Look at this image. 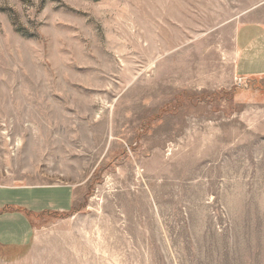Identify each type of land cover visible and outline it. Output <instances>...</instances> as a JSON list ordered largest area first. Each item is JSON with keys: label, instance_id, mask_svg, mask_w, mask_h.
Here are the masks:
<instances>
[{"label": "rangeland", "instance_id": "374dc122", "mask_svg": "<svg viewBox=\"0 0 264 264\" xmlns=\"http://www.w3.org/2000/svg\"><path fill=\"white\" fill-rule=\"evenodd\" d=\"M261 2L0 0V264H264Z\"/></svg>", "mask_w": 264, "mask_h": 264}, {"label": "crops", "instance_id": "0c3cea01", "mask_svg": "<svg viewBox=\"0 0 264 264\" xmlns=\"http://www.w3.org/2000/svg\"><path fill=\"white\" fill-rule=\"evenodd\" d=\"M244 14L245 19L237 24L234 31L233 72L237 79L247 82L251 79H264V2ZM25 192L0 189V209L11 205L23 208L17 199L22 198ZM69 195L71 198L72 193L68 192ZM22 220L24 217L20 213L0 215V224H4V229H0V246L10 244L15 238L19 242L27 240V229L19 225Z\"/></svg>", "mask_w": 264, "mask_h": 264}]
</instances>
